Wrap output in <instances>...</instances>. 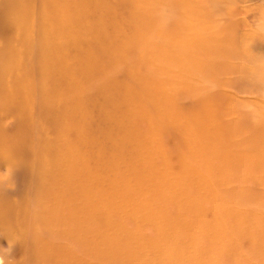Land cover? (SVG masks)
Masks as SVG:
<instances>
[{
	"label": "bare ground",
	"instance_id": "6f19581e",
	"mask_svg": "<svg viewBox=\"0 0 264 264\" xmlns=\"http://www.w3.org/2000/svg\"><path fill=\"white\" fill-rule=\"evenodd\" d=\"M200 2L176 0L188 20L160 32L141 21L165 0H0V264H264V218L225 198L254 199L229 183L264 169V118L235 125L207 91L245 25L215 26Z\"/></svg>",
	"mask_w": 264,
	"mask_h": 264
},
{
	"label": "rangeland",
	"instance_id": "374dc122",
	"mask_svg": "<svg viewBox=\"0 0 264 264\" xmlns=\"http://www.w3.org/2000/svg\"><path fill=\"white\" fill-rule=\"evenodd\" d=\"M187 1L192 3L195 0ZM200 1L201 2L196 8V11L202 13L201 15H203V13L205 15L208 14L211 21L218 22L215 26L222 24V26L226 25L227 28L229 24L230 26L231 24H234L235 26H239V24L245 25V28H238L236 30H232L231 33H227V42L224 43V46L227 48L228 43L230 45H233V42L236 43V47L232 48V51L237 53L238 58H235L230 62L233 67H221L219 69V77L216 82L207 87V91L214 96L210 98V100L215 103L220 102L222 109L226 111L228 114L227 116L235 125L242 126L244 129H249L248 127L252 118H264V90H257L255 85L259 81V76H261L260 74L264 73V49L261 48L264 46V19L261 17V13H264V0ZM174 2H176V0H165L164 4L154 8L152 13L154 21L142 20L141 22L143 25L149 27L151 23H153V29L165 32L166 29H168V25L170 23H174L177 26L176 31L180 32V30H178V28H180L179 24L183 21H187L188 19L182 20L180 18L182 14L175 8ZM170 5L174 8L168 10ZM172 14L176 15L177 18L171 21L170 17ZM4 32L0 28L1 37ZM238 53L242 56L240 57ZM217 60L220 61V59H213L214 62H218ZM164 64L170 65L174 68L176 67L173 63L167 62ZM221 66L230 65L221 64ZM140 68L141 71H144L143 66H140ZM196 73L200 76L201 70H196ZM196 76H193V78L196 79ZM179 88L184 89L187 87L186 84L180 83ZM172 99V101H175L177 104L175 105L176 107H189L191 105V101L194 100L192 97H179V95H173ZM150 110L151 107H145V111L149 112ZM167 111H173V109L169 108ZM138 125L141 127L139 131H143L144 127L145 131L147 130L146 123L139 122ZM158 138L161 141L162 148L166 151H170V149L174 146L176 136L172 132L164 131L159 134ZM157 160L159 161L160 159L157 158ZM175 160L176 158L173 156L171 157L170 162ZM261 160L263 164L262 166L264 167V149L261 152ZM222 166L224 167V165ZM248 166L253 167L254 163H249ZM7 174L10 175V172H7ZM237 174L238 179L235 178L234 182L229 183V189L234 191L239 189L238 191L241 192L244 197L252 196L254 199L247 197L246 200H244L242 196H238L232 200L230 197L225 195L226 201L227 203H237L236 207H238L241 211L244 210L248 214L244 222L247 225L255 224L256 228V225L260 224L264 218V215H261L260 211L256 208V203L262 196H264V187L261 186L264 185V169L255 174L252 172L247 173V170H239ZM2 176L3 175H1L0 178ZM14 185H17L16 181L14 182ZM119 194L123 197L125 193L123 191H119ZM23 197L26 196L24 195ZM24 202L26 203V206L29 204V201ZM164 205L167 207V211L169 208L173 207L169 202L164 203ZM13 212L18 213L20 212V209H16ZM213 215L214 207L205 212L207 219H210ZM20 217L24 216L20 215ZM237 222L241 221L237 219ZM129 227L131 229L132 226L129 225ZM107 232L109 234H113L115 233V230ZM224 234L226 236L230 235L228 231H225ZM261 235L264 238V230L257 231L256 237L260 240ZM15 236L19 237L21 241L27 237V235L22 233ZM3 240L5 242L4 246H10V240L8 237H4ZM239 245L246 249L249 245L248 239H241L239 241ZM220 261L221 264H238L237 259L229 256H225Z\"/></svg>",
	"mask_w": 264,
	"mask_h": 264
}]
</instances>
